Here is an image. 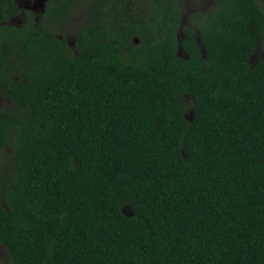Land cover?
<instances>
[{
    "label": "trees",
    "instance_id": "obj_1",
    "mask_svg": "<svg viewBox=\"0 0 264 264\" xmlns=\"http://www.w3.org/2000/svg\"><path fill=\"white\" fill-rule=\"evenodd\" d=\"M17 1L0 0V264H264V0L184 28L178 0H146L147 20L94 0L75 47L74 0L19 27Z\"/></svg>",
    "mask_w": 264,
    "mask_h": 264
},
{
    "label": "rangeland",
    "instance_id": "obj_2",
    "mask_svg": "<svg viewBox=\"0 0 264 264\" xmlns=\"http://www.w3.org/2000/svg\"><path fill=\"white\" fill-rule=\"evenodd\" d=\"M51 1L52 0H18L17 2L22 12L23 10L31 11L34 13V18H35L36 16H39L43 12L44 5ZM137 1H138L137 5L134 8L135 13L137 15L142 16L143 19L147 20L148 16L151 14V10L153 6L152 5L149 6V3L146 0H137ZM74 4H75V9H78V11L72 8L69 15H71L72 13L73 14L69 19L68 25H66L60 31L62 35L68 38V42L72 47H75V43H76V37L74 36L76 27L82 24L83 22L88 21L90 14L88 13L87 10L91 9L92 11L95 7L94 0H74ZM215 5H216V0H198V1L178 0V8L182 14L181 27L184 28L185 26L188 25V22H190L191 16L194 13L208 12L212 10ZM107 16H108V13L105 14L106 18ZM44 18L50 21L49 19L52 17L48 16V14H45ZM123 19L126 20V15ZM24 22H25V16L24 14H20L19 16L15 18V20L13 21L14 24L12 25L17 24L19 26V25L24 24ZM110 24H112V26L114 27V20L112 18L110 19ZM138 29L139 31L143 32L142 30H140L141 28H138ZM178 36L180 39H182L183 33H181L180 31ZM137 40L139 42L140 37L132 38V41L134 43H138ZM259 58L260 57H257L255 58V60L257 61ZM3 104L6 105L7 103L4 102ZM4 259H6L5 252L2 248H0V263L3 262Z\"/></svg>",
    "mask_w": 264,
    "mask_h": 264
},
{
    "label": "flooded vegetation",
    "instance_id": "obj_3",
    "mask_svg": "<svg viewBox=\"0 0 264 264\" xmlns=\"http://www.w3.org/2000/svg\"><path fill=\"white\" fill-rule=\"evenodd\" d=\"M47 6H48V3L47 4H45L44 5V10H43V12L39 15V16H36L35 18H34V13L33 12H31V11H27V10H23V12L21 11V13L20 14H24V16H25V22H26V17H27V12H30L31 13V17L33 18V21H34V24H38V25H40V24H43L44 26H46L45 25V18H44V15L46 14V12H47ZM136 6V5H135ZM20 8V7H19ZM135 8V7H134ZM21 10V9H20ZM209 12V11H208ZM19 14V15H20ZM18 15V16H19ZM134 15H136V13H135V9H134ZM15 18L16 17H14L13 18V20L11 21V23L12 24H14L13 23V21L15 20ZM24 22V23H25ZM23 25V24H22ZM22 25H19V26H22ZM49 25V23L47 24V26ZM15 26H18L17 24H15ZM18 26V27H19ZM60 38H62V36L60 37ZM137 42H138V40H137ZM67 43L69 44V42H68V40H67ZM139 43V42H138ZM138 43H136V44H138ZM70 45V44H69ZM181 55H183V53L181 54Z\"/></svg>",
    "mask_w": 264,
    "mask_h": 264
},
{
    "label": "water",
    "instance_id": "obj_4",
    "mask_svg": "<svg viewBox=\"0 0 264 264\" xmlns=\"http://www.w3.org/2000/svg\"><path fill=\"white\" fill-rule=\"evenodd\" d=\"M179 41V48H178V55L180 56L182 54V49H181V39L178 36Z\"/></svg>",
    "mask_w": 264,
    "mask_h": 264
}]
</instances>
